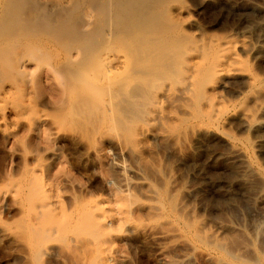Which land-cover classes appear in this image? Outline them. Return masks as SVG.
<instances>
[{"label":"rangeland","instance_id":"rangeland-1","mask_svg":"<svg viewBox=\"0 0 264 264\" xmlns=\"http://www.w3.org/2000/svg\"><path fill=\"white\" fill-rule=\"evenodd\" d=\"M20 1L18 14L76 29L84 8L96 19L88 0ZM129 1L106 0L105 27L127 40L96 52L82 27L88 58L60 82L48 56L0 78V264H264V0ZM225 42L237 61L191 97L187 52ZM108 56L121 61L110 76Z\"/></svg>","mask_w":264,"mask_h":264},{"label":"bare ground","instance_id":"bare-ground-1","mask_svg":"<svg viewBox=\"0 0 264 264\" xmlns=\"http://www.w3.org/2000/svg\"><path fill=\"white\" fill-rule=\"evenodd\" d=\"M17 1L18 0H0V78H8V79H12V78H17V77H23V76H27V75H31V73L33 72V62H41V59L48 56V58H46V60H51L47 65H48V69H47V74L50 76V77H53L54 79H56L58 82H60L63 77H64V69L65 71L67 70H72V68L69 67L70 64H72L73 62H78V64H80L82 60H85L88 58L87 56L85 57L86 59H84V56L82 55V53H84V49H86L88 46H86L85 42L89 39H91V34L93 33L92 35V38L94 40V46H96V52H100V50L103 48V49H106L107 46H110V45H113V42L115 41V39L117 38V35H120L119 37H123L124 39H126L124 37L125 33H127L126 31H123V32H119V31H116L115 29H118L117 27L115 29H111L112 30V33L108 32V31H111L110 28L107 29L105 26L107 25L106 22V19H107V16L109 15V13L111 14V11L109 12V7L111 6L112 9H113V5H108V3H106V0H88L87 1V4L88 6H92L95 10V13H96V19H94V16L86 11V8H84L82 10V13H81V22L79 23V25H81L83 28L85 29H88V28H91L93 29V32H91V34L88 32V34L86 33V31H82L81 28L82 27H79L77 25V29L76 27L74 26H69L68 24H66V21L63 19V20H57L59 19L56 15V13H59V15H63L61 14V12H58V11H54L56 12L54 16L57 17L54 18L56 19V21L54 22L53 20H51L48 16L50 15H39L38 17H36L35 15H33L32 13H30L29 11L32 12V10H34V7L32 8V10H28L29 8H27V11L26 13L23 12V10L21 12H19V14H23L25 13L27 15V13H30L31 16H27L25 14H23L25 16V18L23 19H19V14H18V6H17ZM27 1V0H26ZM32 1V0H30ZM125 1V0H124ZM128 1V0H126ZM134 1V0H132ZM132 1H129L130 3ZM146 0H143L142 2L144 3ZM156 1V0H155ZM19 2H22L19 0ZM25 2V1H24ZM29 2V0H28ZM26 2V3H28ZM117 2V1H116ZM135 2V1H134ZM138 2V1H137ZM140 2V1H139ZM23 3V2H22ZM33 3V2H32ZM115 3V2H114ZM119 3V2H118ZM117 3V4H118ZM127 2L126 5L130 4ZM150 2L146 3V6H148L147 4H149ZM21 4V3H20ZM113 4V3H112ZM121 3L118 4V6H120ZM137 4V3H136ZM135 4V5H136ZM140 4H142L140 2ZM25 5V4H24ZM131 5H134L131 3ZM22 6V5H21ZM115 6H117L115 4ZM137 6H139L137 4ZM137 6H133V7H137ZM144 6V5H142ZM146 6H144L145 8H147ZM170 6V4H169ZM20 7V6H19ZM32 7V5L30 6ZM38 7V6H37ZM74 7V6H73ZM76 7V6H75ZM128 9H129V5L127 6ZM141 7V6H139ZM150 7L151 9V4L148 6ZM22 8V7H21ZM20 8V9H21ZM24 8V7H23ZM79 8V7H78ZM92 8V9H93ZM116 8V7H115ZM124 8V7H123ZM143 8V7H142ZM140 8V9H142ZM164 8V6H163ZM25 9V8H24ZM77 9V8H76ZM75 10L74 13H75ZM91 9V10H92ZM137 9L139 10V8L137 7ZM158 9V8H157ZM156 9V10H157ZM162 9V7H161ZM38 10V9H37ZM65 10V9H64ZM93 10V11H94ZM125 10V8H124ZM160 10V9H159ZM20 11V10H19ZM25 11V10H24ZM44 11V10H43ZM80 11V10H79ZM117 11V10H115ZM65 13V11H63ZM121 12V11H119ZM125 12V11H124ZM43 13V12H42ZM70 13V12H69ZM72 13V14H74ZM117 13V12H116ZM116 13H112L113 14V18H114V21H117L116 17L117 15H115ZM126 13V12H125ZM128 13V12H127ZM126 13V14H127ZM46 14V12L44 13ZM71 14V15H72ZM122 14V12H121ZM126 14H125V17H126ZM58 15V16H59ZM130 15V14H128ZM134 15V14H133ZM143 15V14H142ZM141 15V16H142ZM23 16V17H24ZM112 16V15H110ZM152 16V15H151ZM151 16L149 17L151 19ZM22 17V16H21ZM143 17H145L143 15ZM153 18L155 17L154 15L152 16ZM112 18V20H113ZM120 18V17H119ZM135 18V17H133ZM138 18V17H137ZM136 18V19H137ZM109 19V17H108ZM124 19V17L122 18ZM121 19V20H122ZM129 19V18H128ZM147 19V17H146ZM145 19V20H146ZM143 20V21H145ZM153 20V19H151ZM109 20H107L108 22ZM141 21V19H140ZM113 22V21H111ZM118 22V21H117ZM117 22L114 23V25L112 26H120V25H117ZM124 20L121 22L119 21L118 23H122L123 26H120L122 27V29H124V24H123ZM153 22V21H152ZM105 23V25H104ZM127 23V22H126ZM133 23H135L133 21ZM132 23V24H133ZM136 24V23H135ZM73 25V24H72ZM75 25V24H74ZM110 25V23H109ZM128 26H131L130 23L126 24ZM145 25V24H144ZM156 25H157V22H156ZM155 25V26H156ZM160 26V24H158ZM127 26V27H128ZM141 26V24L139 25ZM126 27V26H125ZM137 27V25H136ZM170 27V26H169ZM264 27V26H262ZM74 28V29H72ZM131 27H128L127 29H129ZM133 28V27H132ZM143 28V27H142ZM80 29V30H78ZM121 29V30H122ZM157 29V28H156ZM162 29V28H161ZM261 29V28H260ZM120 30V29H119ZM144 30V29H142ZM179 32H180V29H178ZM177 30V31H178ZM262 30V29H261ZM264 30V29H263ZM92 31V30H90ZM151 31V30H150ZM156 30H154L155 32ZM161 32H164V30H160ZM138 32V31H137ZM152 32H153V29H152ZM157 32V31H156ZM179 32H178V35H179ZM158 33H160L158 31ZM123 34V35H122ZM169 35V39H174L176 36H175V33L174 32H169L167 33ZM128 36V35H127ZM118 37V38H119ZM131 37V36H129ZM122 38V39H123ZM151 38V37H150ZM154 38V37H153ZM128 39H131V38H128ZM141 39V38H140ZM127 40V39H126ZM148 40V39H147ZM151 40V39H150ZM187 40V39H186ZM124 41V40H123ZM155 41H156V38H155ZM125 42V41H124ZM128 42V41H127ZM131 42H134L133 41H130V45L132 44ZM137 41H135L136 43ZM152 42V41H151ZM150 42V43H151ZM158 42V41H157ZM166 42V41H165ZM188 42V40H187ZM154 43V42H153ZM63 44V48L61 45ZM91 44V43H90ZM129 44V43H128ZM191 44V42H190ZM60 45V46H59ZM135 45V44H134ZM157 45V43H156ZM193 45V44H192ZM139 46L141 47V45L139 44ZM150 46V45H148ZM148 46H145V47H148ZM152 46V45H151ZM86 47V48H85ZM113 47V46H112ZM122 47V46H121ZM129 47V46H128ZM144 47V46H143ZM142 47V48H143ZM170 47V46H169ZM11 48L14 50L11 51ZM60 48V49H59ZM130 48H132L130 46ZM149 48V47H148ZM159 48V47H158ZM173 48V47H172ZM59 49L61 51V53H59V51L57 50ZM134 49V48H133ZM144 49V48H143ZM88 50V48H87ZM117 50V49H116ZM142 50V49H141ZM145 50V49H144ZM156 50V49H155ZM167 50V49H165ZM54 51L57 52V55L53 56L52 57H49L50 55L48 54H51V52L54 53ZM104 51V50H103ZM103 51H101L100 53H102ZM111 51V50H110ZM119 51V50H118ZM150 51V49H149ZM113 52V51H112ZM117 52V51H116ZM134 52V51H133ZM136 52V51H135ZM139 52V51H138ZM131 53V52H130ZM85 54V53H84ZM91 54V52L89 53ZM88 54V55H89ZM98 54V53H97ZM122 54V52H121ZM120 54V55H121ZM102 55V54H101ZM106 55V54H105ZM118 55V53H117ZM116 55V56H117ZM119 55V56H120ZM128 55V54H127ZM94 56V55H92ZM133 56V54L131 55ZM130 56V58H131ZM161 56V55H159ZM187 56L190 57V56H194V59H190L192 60L191 62H183L185 67H184V72H185V75H187V78L188 80H190L191 84L194 86L193 88V91L192 92H189L188 93L190 94L191 97H194V98H198L200 101L203 99L204 96H202V93H203V87H202V84L203 83H207V85L210 83L209 81H213L214 79H216L221 73H227L228 71H230V68H229V65L235 63L237 61V54H236V51H235V47L234 45L231 43V42H225L222 46H214L213 44H210V45H193L189 51L187 52ZM109 57V58H108ZM107 59H104L102 63L100 60V63L103 64L102 66L104 67V71H106V74L108 76H110V74L112 73H115V70H117L119 68V65L121 66L120 64V60L119 58L117 57H113L111 58L110 56H108ZM83 58V59H82ZM92 58V57H91ZM100 58V57H99ZM116 58V59H114ZM94 60V59H93ZM97 60V59H96ZM184 60V59H183ZM63 61H65V65L66 67L64 66V68L62 67L61 68V65L60 63H62ZM127 61V60H126ZM80 62V63H79ZM83 62V61H82ZM124 62V61H123ZM87 63V62H86ZM183 63L181 65H183ZM88 64V63H87ZM63 65V64H62ZM81 65V64H80ZM99 65V63H98ZM123 65V64H122ZM76 66V65H75ZM79 66V65H78ZM77 66V67H78ZM125 65H123V69ZM70 69H69V68ZM94 67V66H93ZM101 67V66H100ZM102 68V67H101ZM75 69V68H74ZM98 70H101L97 67ZM106 69V70H105ZM120 69V68H119ZM85 70V69H84ZM73 71V70H72ZM78 71V70H77ZM76 71V73H77ZM92 71V70H91ZM86 72V70H85ZM108 72V73H107ZM117 72V71H116ZM120 72V71H119ZM68 73V72H67ZM73 73V72H72ZM81 73V72H80ZM103 73V72H102ZM46 74V75H47ZM71 74V72L69 73V75ZM86 74V73H84ZM89 74V73H88ZM87 74V75H88ZM105 74V75H106ZM117 74V73H116ZM47 75V76H48ZM66 75V79L70 76L67 77L68 74H65ZM77 75V74H76ZM74 75V76H76ZM83 75V74H82ZM104 75V74H103ZM104 75V77H105ZM80 76V75H79ZM49 77V78H50ZM72 77V76H71ZM77 77V76H76ZM86 77V76H85ZM108 78V77H106ZM253 78V81H255V78L252 76ZM82 79V78H81ZM19 80V79H18ZM70 80V79H69ZM72 80V79H71ZM70 80V82H72ZM76 80V79H75ZM77 81V80H76ZM81 81V80H80ZM3 82V81H2ZM66 82H69V81H66ZM257 81H255V84H256ZM73 83V82H72ZM66 84V83H65ZM80 84V83H79ZM62 86V84H60ZM68 85H70L68 83ZM67 85V88L68 89V86ZM9 88V86H7ZM63 87V86H62ZM65 87V86H64ZM71 87V86H70ZM89 87V85H88ZM52 88V87H51ZM72 89V88H71ZM80 89V88H79ZM81 89H85V88H81ZM10 90V88H9ZM63 90V88H62ZM69 90V89H68ZM87 91V90H86ZM91 91V90H90ZM76 92V91H75ZM78 92V90H77ZM61 93H64V92H61ZM68 93V92H67ZM185 93V92H184ZM69 95V94H67ZM65 96V94H64ZM62 97V96H60ZM258 99V98H257ZM66 100V99H65ZM65 100H63L62 98L59 99V101L56 102L57 104V108H61L63 106V104L65 103ZM75 100V99H74ZM198 100V101H199ZM56 101V100H55ZM69 101V100H68ZM54 102V101H53ZM3 103V102H2ZM69 103V102H68ZM198 103V102H197ZM73 104V103H72ZM199 105V104H198ZM56 107V106H55ZM206 107H208V117H211V115L213 114V103L206 100ZM204 109H206L204 107ZM64 109L62 108V111ZM101 110V109H100ZM198 110H199V106H198ZM228 111V110H227ZM226 111V112H227ZM58 112H61V111H58ZM102 114V112H100ZM62 114V113H61ZM225 114V113H224ZM227 114V113H226ZM225 114V115H226ZM60 115V114H59ZM241 115V114H240ZM245 115L248 116L249 118L250 117H253V114L251 113H247L245 112ZM214 116V115H213ZM224 116V115H223ZM221 116V118L223 117ZM261 116V115H260ZM206 117V116H205ZM205 119V118H204ZM207 119V118H206ZM219 120V119H218ZM217 122V121H216ZM220 122V120L218 121ZM219 124V123H217ZM216 125V124H215ZM45 129H43V132L41 133L42 137L43 138H47L46 137V132L44 131ZM41 132V131H40ZM40 134V133H39ZM48 136V134H47ZM233 139V138H232ZM231 140V138H230ZM233 141H236L233 140ZM45 143V142H44ZM261 144V143H260ZM262 145V144H261ZM238 149V148H237ZM239 150V149H238ZM241 150V149H240ZM248 151V150H247ZM250 156V155H249ZM252 162V161H251ZM255 165V163H252ZM253 166V165H252ZM10 188V187H8ZM2 190V189H1ZM8 192V191H7ZM6 192V193H7ZM260 200L261 202L263 201V198H264V194H261L260 195ZM2 200H0L1 202ZM257 202H258V199H257ZM260 202V201H259ZM258 202V203H259ZM264 202V201H263ZM262 202V203H263ZM259 205V204H258ZM1 209V208H0ZM73 217V216H72ZM78 217V215H77ZM72 219V222L73 221V218ZM89 220H92L94 221L93 217H89ZM71 221V220H70ZM76 221V219H75ZM71 224V223H70ZM75 224V222H74ZM33 230V228H30ZM29 229V230H30ZM256 229V228H255ZM31 230V234L33 233ZM257 230L262 233L264 232V220L261 221V223L257 226ZM36 232V230H34ZM30 232V231H29ZM34 232V233H35ZM256 232V230H255ZM260 234H258V238H259ZM262 236V235H261ZM264 236V235H263ZM263 238V237H261ZM260 238V239H261ZM31 240V238H30ZM32 242V241H31ZM31 245V243H30ZM251 247H248V246H244L242 251H244V253H246V251H249L251 254H254V250L253 249H250ZM264 248V247H263ZM247 252V254L249 253ZM243 253V252H242ZM250 255V254H249ZM108 260V259H107ZM106 260V261H107ZM105 261V260H103ZM108 262V261H107Z\"/></svg>","mask_w":264,"mask_h":264}]
</instances>
